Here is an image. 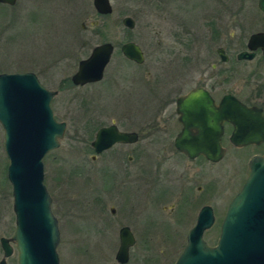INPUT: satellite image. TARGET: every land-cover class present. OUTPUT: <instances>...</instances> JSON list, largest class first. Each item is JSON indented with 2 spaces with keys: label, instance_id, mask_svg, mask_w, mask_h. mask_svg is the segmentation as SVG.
<instances>
[{
  "label": "rangeland",
  "instance_id": "rangeland-1",
  "mask_svg": "<svg viewBox=\"0 0 264 264\" xmlns=\"http://www.w3.org/2000/svg\"><path fill=\"white\" fill-rule=\"evenodd\" d=\"M93 1L18 0L13 6L0 4V73H36L42 84L58 91L52 100V108L56 119L67 123L60 147L50 151L44 158L45 184L53 198L52 208L59 219L61 231L57 247L59 264H121L116 259L120 246L118 229L108 219L111 218L110 208L116 200L110 181L104 187L100 185L98 165L90 159L93 153L90 142L95 139L102 125L111 123L116 66L123 64L131 74H141L143 65L121 62L118 58L120 53H115L102 81L75 85L71 77L78 71L79 60L88 58L94 46L103 40H112L118 45L125 41L120 32L124 30L122 20L125 16L136 20L133 32L137 35L134 40L140 45L145 42L143 35L146 24L157 27L163 23L159 0H153L155 5L150 4V0H111L114 10L109 15H100ZM258 1L197 0L195 6L198 7L200 24L204 25L202 13L208 7L214 8L215 14L220 16L219 24H227L224 33L229 38L222 43L221 39L215 37L214 47L216 49L224 44L231 57V93L248 104L264 105L262 51L258 50L252 60L237 59V55L247 49L250 35L264 30V13ZM215 18L213 23L216 25L218 21ZM95 21L106 27H93ZM116 28L119 32L117 38L114 33ZM94 30H99L101 37H94ZM138 101L142 103L141 98ZM104 109L107 114L103 119L89 116L94 110ZM132 120L135 121L134 126L141 124L137 116ZM121 124L131 126L127 121ZM4 143V129L0 124V239L3 236L12 237L16 227L12 185L8 178L9 159ZM154 145L163 144L153 141L151 148ZM224 146L227 153L223 161L214 164L213 169L215 185L213 188L211 186L213 199L210 198V201L215 206L216 217L213 226L204 235L210 245H215L219 239L229 200L235 198L246 182L233 196L246 177L251 153L263 149L238 148L228 142ZM106 156L111 157L110 154ZM85 163H90V166L85 168ZM199 182L203 183L201 180ZM196 185L197 182H194L193 186ZM175 192H167V196H172L167 199V204H183L178 196H173ZM203 192L200 194L194 189L197 204L182 205L177 223L171 222L174 218L166 220L163 228L156 231H161L163 235H135L136 243L131 248L130 260L126 264H175L187 244V231L193 227L196 209L207 200L205 190ZM12 245L14 253L7 258V264H18L16 245L14 242ZM3 256L0 242V261Z\"/></svg>",
  "mask_w": 264,
  "mask_h": 264
},
{
  "label": "water",
  "instance_id": "water-1",
  "mask_svg": "<svg viewBox=\"0 0 264 264\" xmlns=\"http://www.w3.org/2000/svg\"><path fill=\"white\" fill-rule=\"evenodd\" d=\"M17 1L0 0L8 5H15ZM93 3L98 13H113L111 0H94ZM258 6L264 12V0H259ZM122 22L130 28L136 25L131 16H125ZM113 49L111 42L97 45L88 58L79 62L72 81L84 85L102 80ZM259 49L264 56V31L250 35L247 49L238 54V59L252 60ZM123 50L129 58L143 62L142 51L135 43H126ZM219 53L225 57L221 48ZM57 93L42 84L34 72L0 73V124L4 129L16 217L13 236L0 239L4 252L0 264H7V258L14 253L12 242L18 252V264L60 263L57 247L61 231L52 208L53 198L45 184L44 166L45 156L60 147L67 130V123L56 119L51 105ZM192 100L197 104V118L190 125L195 126L198 133H192L187 125L176 142L188 155L203 154L212 161L222 159L225 154L221 143L223 120L234 126L231 142L235 146L264 140L261 108L249 106L232 94L225 96L218 106L201 91L194 92L185 103L192 104ZM202 105L208 108L203 110ZM133 135L136 134L121 132L116 125H110L97 132L92 145L100 153L117 142L133 140ZM190 139L195 140L188 141ZM214 222L213 208L203 207L175 264H264V155L250 159L246 182L227 209L218 242L210 245L204 232ZM119 238L116 259L126 264L136 237L128 228H123Z\"/></svg>",
  "mask_w": 264,
  "mask_h": 264
},
{
  "label": "flooded vegetation",
  "instance_id": "flooded-vegetation-1",
  "mask_svg": "<svg viewBox=\"0 0 264 264\" xmlns=\"http://www.w3.org/2000/svg\"><path fill=\"white\" fill-rule=\"evenodd\" d=\"M195 1L159 0L162 14L160 16L163 23L157 27L150 23L144 26L145 42L143 45L134 40L137 35L133 32L136 25L130 28L125 24H123L124 30L120 31L125 38L121 45L112 40H103L102 42L113 44L112 57L115 53H120L118 58L121 62L129 61L139 66L143 65L141 74L139 72L131 74L123 64L116 66L113 77L115 103L110 109L113 111V117L111 116L110 124L102 125L98 129L99 131L103 127L116 125L121 132L136 134L131 136L133 140L117 142L111 148L100 153L92 145L95 139L90 142V147L93 150L90 159L91 162L98 165L97 171L101 187H104L108 181L111 182V190L116 201L110 208L111 218L108 219H110V224L117 226L118 235H121L123 228H128L133 235H160L162 232L156 231L160 227L163 228L162 225L166 224V220L171 221L174 218V221L171 222L177 223L182 205L197 204L195 188L200 194H203L205 190L207 200L196 209L193 226L199 218L201 209L205 206H211L216 217L215 206L213 201L212 203L210 201V198L213 199L211 186L213 188L215 185L213 169L214 164L223 161L227 153L224 144L228 142L235 146L231 142L234 126L228 120L222 122L221 143L225 148L222 159L212 161L203 154L192 157L176 145L187 125L192 124L193 119L197 118L195 112L197 104L194 105L193 100L192 104L185 102L197 91L206 94L207 98H212L217 106L225 96L231 94L242 102L244 101L236 94L231 93L229 89L231 57L227 48L224 44L217 46L216 49L214 47L215 37L221 39L222 43L229 38V35L226 36L224 33L227 24H219L220 16L216 15L214 8L210 7L203 10L204 25L200 24ZM149 3L155 5L153 0H150ZM0 4L8 5L1 2ZM222 11H224V6ZM223 14L225 16V13ZM215 17L218 21L216 25L213 23ZM92 26L106 27L98 21L92 23ZM83 28L86 31L84 25ZM93 33L94 37L101 34L99 30H94ZM114 33L117 38L119 35L117 28ZM129 42L140 47L143 62L139 63L125 54L123 47ZM96 46L92 48V51ZM220 48L223 50L224 58L219 53ZM71 82L75 84L72 77ZM97 82H89L84 85ZM138 98H141L142 103H139ZM122 101L126 103H122ZM244 103L249 106H257L264 113L263 104ZM206 108L208 107L204 105L203 110ZM106 114L105 109L94 110L89 116L103 119ZM134 116H137L138 122L141 124L134 126L133 122L135 121L132 120ZM187 119H192V121L187 122ZM123 121L131 123V126H123L121 124ZM189 130L192 133H198V129L193 125H190ZM147 131L148 136H146ZM230 131L231 135H229ZM193 140L195 139L188 141L193 142ZM153 141L160 142L164 146L154 145V148H151ZM235 147L263 148L258 152L251 153L247 168L252 157L264 154V140H260V143ZM172 149L175 151L172 152ZM108 154L111 155L110 158L106 156ZM88 166L90 163L84 164L85 168ZM247 168L246 177L233 196L244 184L247 178ZM200 180L203 182L202 184H200ZM194 182H197L195 187L193 186ZM174 190L176 192L173 196H178L183 204L166 203L167 199L172 197L167 196V192L171 193ZM230 201L231 199L227 204L224 218ZM144 224H146L145 228ZM167 225L164 226L167 227ZM191 228L187 231V235Z\"/></svg>",
  "mask_w": 264,
  "mask_h": 264
}]
</instances>
